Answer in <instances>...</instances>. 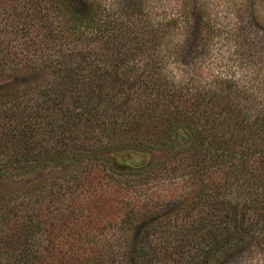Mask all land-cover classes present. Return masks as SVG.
Masks as SVG:
<instances>
[{"label": "trees", "instance_id": "trees-1", "mask_svg": "<svg viewBox=\"0 0 264 264\" xmlns=\"http://www.w3.org/2000/svg\"><path fill=\"white\" fill-rule=\"evenodd\" d=\"M172 1L158 13V0H0V264H239L264 251V80L257 98L232 76L204 83L216 23L206 0ZM262 44L240 52L264 78ZM180 129L165 165L190 189L141 197V177H112L141 167L122 153Z\"/></svg>", "mask_w": 264, "mask_h": 264}, {"label": "rangeland", "instance_id": "rangeland-1", "mask_svg": "<svg viewBox=\"0 0 264 264\" xmlns=\"http://www.w3.org/2000/svg\"><path fill=\"white\" fill-rule=\"evenodd\" d=\"M160 8L155 11L158 13H162V8L164 6H171L172 0L168 2V0H158ZM252 3H248L246 0H206L205 8L209 14V18L211 22L216 25L218 29L215 33L216 36L213 38L212 43L209 48V52L205 53L203 57L202 68L200 72V77L207 83V81L217 73L222 76H232L236 80H238L242 85L246 84L249 88V91L253 97L257 98L259 95L261 88L260 84L264 78L262 75L260 76L259 68L254 63H247L246 59H242V54L240 51H246L247 49L243 48L245 43H257L261 38L263 41L262 46L264 47V0H251ZM158 5V4H157ZM250 6L254 11V20H256L257 25L253 24L252 17L247 16V7ZM160 15V14H159ZM238 26L242 27L243 33L247 34L245 39H239L238 34H236V30ZM241 43V44H240ZM240 44V45H239ZM256 48L254 47L248 51H254ZM247 52V51H246ZM172 61L173 58H170ZM31 63L37 64L36 61H32ZM172 63V62H171ZM166 64V70H172V67L175 68V72L178 70V65L176 63ZM176 64V65H175ZM264 65V63H263ZM257 68V69H256ZM121 71L123 68L120 69ZM19 75V74H18ZM28 77V76H27ZM25 77V78H27ZM32 78L41 79V73L37 76H33ZM5 79V78H4ZM2 76H0V82H3ZM259 87V88H258ZM259 100V99H258ZM248 106H251L253 110L259 106L258 103L249 102ZM183 136H185V132L182 129L177 131V135L175 136V142H170L166 144L163 148H155V149H147L142 147H135L133 149L137 150H127L122 153L119 158L126 161L127 164L131 166H141L136 167V169H126L130 173H124L120 175H114L112 177L115 178H127L131 182L136 180L138 177L140 178L139 183H137V188L141 193L139 195L143 197L145 192L148 191H160L164 190L170 182L175 183L176 185H183L184 187L191 186L190 181L191 177L189 175L182 176V173L176 171L172 173L173 166L165 165L169 150L173 151L177 148H170L173 146L172 144L179 143ZM161 145V144H160ZM187 145V144H186ZM143 151V152H142ZM100 167L103 165L102 161ZM114 165H118L114 163ZM126 165H124L125 167ZM158 169V170H156ZM154 171V174L152 171ZM185 174L187 173L184 171ZM180 177H183L180 178ZM181 179L183 180L181 182ZM127 180V182H129ZM180 181V182H179ZM141 184L143 185L141 190ZM188 189V188H187ZM264 251H260V253L247 254L241 257V261L239 264H264Z\"/></svg>", "mask_w": 264, "mask_h": 264}]
</instances>
